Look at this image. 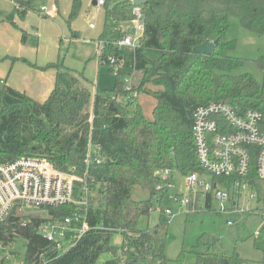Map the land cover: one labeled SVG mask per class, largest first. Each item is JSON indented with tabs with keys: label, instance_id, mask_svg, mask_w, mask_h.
<instances>
[{
	"label": "trees",
	"instance_id": "1",
	"mask_svg": "<svg viewBox=\"0 0 264 264\" xmlns=\"http://www.w3.org/2000/svg\"><path fill=\"white\" fill-rule=\"evenodd\" d=\"M34 0H15L17 8L4 20L19 29L13 19L23 20ZM80 0H73L68 24L78 13ZM143 33L135 49L119 51L113 43L125 36L120 25L133 18L128 0H105L103 28L97 41L104 42L102 60L114 56L118 72L111 90L91 91L82 73L64 66L63 58L40 70L56 71L54 88L44 102H37L11 87L0 86V164L20 157L46 160L55 170L76 174L84 170L89 141L100 147L103 162L90 171L94 198L89 205L88 223L94 228L69 251L57 256L50 243L36 231L38 219L26 226L15 216L0 223V252L17 239L25 242V264H185L181 251L174 261L167 259L169 218L159 214L152 228L138 229L142 217L152 210L157 172L176 169L180 174H203L198 165L191 133L192 111L199 105L226 103L246 110L260 105L261 84L248 73L234 75L243 60L230 53L228 21L236 17L242 28L264 35V0H146L141 5ZM21 32V42L27 34ZM75 34H73V37ZM218 40L212 54L194 50L197 45ZM97 58V56H96ZM264 72V56L253 61ZM38 69V67H37ZM135 74L140 81L125 91L123 78ZM137 93L136 97L132 93ZM145 94L155 100L147 117L139 101ZM224 179V178H222ZM220 181V178L214 179ZM139 187L150 194L143 201L131 198ZM191 203L186 212H196ZM211 207L210 196L204 201ZM228 210L239 209L229 207ZM49 215L61 219L72 214L68 205L49 208ZM264 215V206L249 211ZM120 234L121 245L112 244ZM262 249V245L257 246ZM264 252V248H263ZM194 264H251L238 254L195 252ZM3 260L0 264H3ZM264 264V259L258 262Z\"/></svg>",
	"mask_w": 264,
	"mask_h": 264
},
{
	"label": "built area",
	"instance_id": "2",
	"mask_svg": "<svg viewBox=\"0 0 264 264\" xmlns=\"http://www.w3.org/2000/svg\"><path fill=\"white\" fill-rule=\"evenodd\" d=\"M128 1L133 18L120 25L125 36L113 43L121 52L127 47L135 49L138 46L144 28L141 6L134 5L133 0ZM104 3L105 0H96L98 7H103ZM40 10L47 16L54 14L47 7ZM89 28L94 29L95 24H89ZM97 45V59H102L104 42L99 40ZM116 60L114 56H109L102 63L110 66L116 74L119 70ZM128 83L125 78V91L131 90ZM1 85H4L2 80ZM132 96L136 97L137 93H132ZM191 133L195 157L203 174H181L187 194L167 195L174 187V173L178 171H158L161 183L155 186V201L159 203L166 199L185 207L191 203L194 208L197 196L200 195L204 201L210 196L211 201L219 203V211H225L227 206L236 207L243 193L250 201L263 207L264 77L258 108L240 110L222 102L199 105L192 111ZM103 161L100 147L90 140L82 174H76L75 168L67 172L57 171L46 160L36 157H20L0 164V223L11 215L20 218L22 226L29 224L31 219H38L36 231L52 245L56 257L69 251L94 229L87 219L89 205L94 198L89 174ZM217 178L221 180H214ZM64 205L72 207L71 215L61 219L49 215V208ZM159 211L167 217L173 216L170 209ZM32 212H37L39 216ZM227 224L231 225V222ZM258 234L256 232L255 236ZM47 262L44 260L41 264Z\"/></svg>",
	"mask_w": 264,
	"mask_h": 264
},
{
	"label": "rangeland",
	"instance_id": "3",
	"mask_svg": "<svg viewBox=\"0 0 264 264\" xmlns=\"http://www.w3.org/2000/svg\"><path fill=\"white\" fill-rule=\"evenodd\" d=\"M58 9L64 20L57 17L41 18L37 11L45 3L53 11L52 0H34L33 9L28 12L26 18L19 24L28 33L37 32L38 37L28 36L25 43H21V35H16V43L2 34L0 35V78L7 77L14 86H28L40 89L47 81V74L52 69H45L41 74L37 67H45L48 62H56L63 58L64 66L82 73L89 82L91 91L111 90L114 86L115 72H109L106 65L98 62L96 39L103 28L104 12L102 8L91 5L90 0H80L81 7L68 24V14L73 0H57ZM9 0H0V12H8L11 7ZM69 10V12H68ZM89 23H94L96 29H88ZM229 29L227 37L235 42V49L230 53L234 58L243 60L241 66L235 69L234 75L250 74L260 85L264 72L257 68L253 61L264 56V35L251 33L241 27L238 19L231 16L228 21ZM71 32L82 33L84 39H70ZM50 71V72H49ZM128 85L140 81V75L125 77ZM122 81L124 82V79ZM137 85V84H136ZM144 114L149 117L154 107L155 100L139 95ZM171 170V169H170ZM209 178V176H205ZM174 187L167 195L187 194V188L183 185V176L174 173ZM189 195V194H188ZM150 197L147 191L134 187L131 198L135 201H143ZM196 205V204H195ZM227 206V205H225ZM193 209V205H191ZM196 207V206H194ZM239 209L219 211V203L211 201L209 210L205 209L204 200L201 197L197 204L196 212H186V207L166 199L159 203L152 200V210L147 217H142L138 222V229L152 228L158 223L160 211L170 209L173 213L169 218L167 233L168 242L165 255L168 260L174 261L184 251L186 253L185 264H194L195 252H211L226 255L238 254L242 259L251 264H258L264 259V215L250 214L249 211L262 208V204L250 201L244 194L239 198ZM229 208V206H227ZM39 216L37 212H32ZM231 222V225L227 223ZM259 234L255 236V233ZM122 237L120 234L112 236V244L120 246ZM262 245V249L257 246ZM25 242L17 238L4 252H0V261L3 264H19L25 259ZM110 259L109 253H103L96 264H103Z\"/></svg>",
	"mask_w": 264,
	"mask_h": 264
},
{
	"label": "crops",
	"instance_id": "4",
	"mask_svg": "<svg viewBox=\"0 0 264 264\" xmlns=\"http://www.w3.org/2000/svg\"><path fill=\"white\" fill-rule=\"evenodd\" d=\"M9 1H10L12 6L8 10V12H6V13L0 12V35H2V34L7 35L13 43H16V35H15V33L12 30L17 32L18 36H19V34L21 35V32L19 30L20 29L23 30V31H25V30L23 28H21L19 26V24L26 18V16H25V18L23 20L18 18L16 15L14 16L13 21L18 26L19 29H16V28L12 27L9 23H7L4 19L7 16L11 15L14 12V10L17 8V5L15 4V0H9ZM93 1L96 2V0H90L92 6H94L96 8H102V7L96 6V4L93 5L92 4ZM52 2H53V7H54L53 10L55 11V13L53 14L52 17L53 18L57 17V19L59 21L60 20H64L65 21L64 17H62V15L60 14V11L58 9V7H59L58 1L57 0H52ZM72 2H71V5H72ZM41 7H47L48 10H50V8L45 3L44 5L40 6V8L37 10L39 12V14H41V18H43V19L48 18V16L45 14V12H41V10H40ZM70 9H71V7H70ZM68 12H69V10H68ZM89 24H91V23H89ZM88 29L93 31V30L96 29V25H95L94 29H90L89 25H88ZM25 32H26V34L28 33L27 31H25ZM73 34H75L74 37H73ZM100 34H101V32L99 33V35ZM30 35L33 38H37L39 36L37 32L28 33V36H30ZM99 35H98V37H99ZM69 37H70L71 40L74 39V38H78V39H84L85 38L82 33H77V32H71ZM98 37H97V39H98ZM97 39H96V42H97ZM49 63H54V61H50V62H48V64ZM65 67H67V66H65ZM39 68H43V67H38V69H37L41 74L47 73V72H43L44 70H40ZM67 68H69V67H67ZM46 76H47V81L43 84V86H41V88L39 90L38 89H34L33 87H28V86H14L9 81L8 75H7V77H4L3 79L1 77L0 80H2L6 86L11 87L12 89L17 90V91H19L21 93H24L26 96H28L32 100L37 101V102H44L48 98V96L50 95L51 91L54 88L56 71L54 69H52L51 74L48 73Z\"/></svg>",
	"mask_w": 264,
	"mask_h": 264
},
{
	"label": "water",
	"instance_id": "5",
	"mask_svg": "<svg viewBox=\"0 0 264 264\" xmlns=\"http://www.w3.org/2000/svg\"><path fill=\"white\" fill-rule=\"evenodd\" d=\"M146 3V0H133V4L137 6H141ZM93 5L96 4L95 1L92 3ZM218 40L215 41H207L205 43H202L200 45H197L194 50L198 53L204 54V55H210L213 53L215 46L217 45Z\"/></svg>",
	"mask_w": 264,
	"mask_h": 264
}]
</instances>
